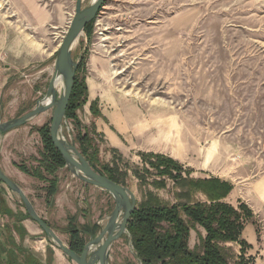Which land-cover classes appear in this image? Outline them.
<instances>
[{"label":"rangeland","instance_id":"rangeland-1","mask_svg":"<svg viewBox=\"0 0 264 264\" xmlns=\"http://www.w3.org/2000/svg\"><path fill=\"white\" fill-rule=\"evenodd\" d=\"M90 2L82 0V7ZM75 3H40L53 14L35 23L24 20L19 8L2 5L0 12L12 14L7 24L17 35L4 46L3 57L15 68L8 92L20 94L3 111L6 121L24 115L46 94ZM88 25L90 33L83 31L73 56L84 64L80 77L88 102L95 100L103 128L124 148H110L96 132L88 103L77 111L84 122L80 131L89 129L90 151L98 149L96 168L116 166L127 174L125 185L137 204L145 193L165 204L186 201L176 199L185 190L156 177L139 153L171 158L183 178H215L239 190L244 182L264 177V0H106ZM44 113L50 128L51 112ZM114 115L125 119L127 131L117 126ZM69 126L79 150L78 132L71 121ZM160 180L164 188L152 186ZM200 200H205L202 194H192L191 202ZM196 243L193 232L190 247ZM109 264H139L127 236L114 242Z\"/></svg>","mask_w":264,"mask_h":264},{"label":"crops","instance_id":"crops-1","mask_svg":"<svg viewBox=\"0 0 264 264\" xmlns=\"http://www.w3.org/2000/svg\"><path fill=\"white\" fill-rule=\"evenodd\" d=\"M43 2L53 3V0H4L3 3L0 2V9L2 5L19 8L26 16L24 20L35 23L40 19L45 21L52 17L53 13L44 9L40 4ZM10 15L12 14L8 12H0V123L6 122L3 116L5 111L20 97L17 91L8 92L14 84L12 77L14 67L6 63L7 59L3 57L6 52L5 43H8L9 38L17 36L7 24ZM94 101L93 99L88 102L87 98L88 115H92L90 105ZM36 103L24 112L32 110ZM101 114L105 117L102 112ZM46 116V113H42L26 125L0 135V169L21 188L36 213L56 233L64 235V239L59 237L64 244L68 245L70 241L69 234L65 232L70 221L79 231L78 235L85 244L89 236L97 233L98 226L103 225L112 212L114 208L113 206L111 209V203L114 204L112 198L105 191L82 183L66 167H63L56 173L57 191L48 201L47 184L25 174L19 168L23 164L29 167V159L39 157L42 142L37 129L45 124ZM112 117L123 132L127 131L125 119L121 120L118 115ZM77 118L82 126L84 122L78 115ZM102 120L103 118L100 117L93 119L96 132L104 136L110 148L121 151L124 148L122 143L108 127L103 128ZM224 202L233 207L243 203L250 210L252 217L244 225L241 234V239L248 246L244 251V256L251 259V264H264V177L256 181L244 182L241 190L233 185ZM193 232L197 237L195 231L190 232V249L198 245L197 238V243L193 248L190 247ZM198 232L204 236V231L203 233ZM43 234L38 225L26 217V212L15 195L0 183V264H74ZM233 248L238 255L240 247L234 245Z\"/></svg>","mask_w":264,"mask_h":264},{"label":"trees","instance_id":"trees-1","mask_svg":"<svg viewBox=\"0 0 264 264\" xmlns=\"http://www.w3.org/2000/svg\"><path fill=\"white\" fill-rule=\"evenodd\" d=\"M89 25L85 28L88 35ZM84 64L81 62L75 72L73 90L66 110L67 119L77 130L76 139L79 151L89 162L90 166L98 173L110 180L126 187L127 174L119 171L116 166H103L100 170L95 167V156L98 149H93V140L89 129L81 133V124L76 111L87 103L88 90L83 73ZM90 111L93 117H99L96 103L92 102ZM42 142V150L38 158H30V165L19 166L25 174L47 184V200L57 191L56 173L65 167L62 156L54 147L50 138L49 125L45 124L37 129ZM143 166H148L155 172L156 177H167L173 181L174 186L185 191L177 194L176 199L184 198V204H165L155 195L145 193L146 197L137 204L127 225L128 234L133 241V251L139 264H251V259L244 256L246 243L241 239L244 225L251 219L250 210L239 203L237 207L224 202L232 190L229 183L215 178L208 180H192L189 175L185 178L180 174L181 168L171 158L161 154L139 153ZM35 164V165H32ZM142 173L149 175L143 168ZM175 173V174H174ZM140 182H145L144 177L136 173ZM1 183V182H0ZM152 186L157 189L164 188L165 182L152 181ZM200 193L205 200L191 202L192 194ZM26 217L28 215L26 214ZM197 228L204 231L202 236ZM70 225L66 233L70 236L69 248L80 253L84 241L79 237V231ZM197 233L198 245L189 248L190 232ZM232 245V246H229ZM240 247L239 254L233 251V246Z\"/></svg>","mask_w":264,"mask_h":264},{"label":"water","instance_id":"water-1","mask_svg":"<svg viewBox=\"0 0 264 264\" xmlns=\"http://www.w3.org/2000/svg\"><path fill=\"white\" fill-rule=\"evenodd\" d=\"M105 2L106 0H93L87 7H82V0H76L74 16L56 51L53 73L46 94L29 112L0 123V135H3L26 125L38 115L50 111V138L62 156L65 167L82 183L97 187L112 198L114 208L106 222L98 226L97 233L90 235L89 240L83 245L82 251L76 253L63 243L56 232L36 213L21 188L0 169V182L19 199L29 219L38 225L48 241L74 264H109L110 250L114 242L123 235L128 237L130 246L133 245L127 225L137 205L134 193L127 187L116 184L108 177L98 173L90 166L86 158L76 148L66 116L78 67V62L73 56L74 47L86 26L95 19ZM57 77H61L63 81L59 95L55 86ZM46 100L49 101L45 103ZM63 129L68 133V137L64 135Z\"/></svg>","mask_w":264,"mask_h":264},{"label":"bare ground","instance_id":"bare-ground-1","mask_svg":"<svg viewBox=\"0 0 264 264\" xmlns=\"http://www.w3.org/2000/svg\"><path fill=\"white\" fill-rule=\"evenodd\" d=\"M93 0H91L92 2ZM56 90L59 92L63 87V81L61 77H57L55 82ZM49 100H46L45 103H47Z\"/></svg>","mask_w":264,"mask_h":264}]
</instances>
